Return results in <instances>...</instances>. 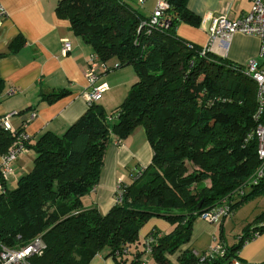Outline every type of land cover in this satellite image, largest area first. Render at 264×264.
<instances>
[{
    "label": "trees",
    "instance_id": "1",
    "mask_svg": "<svg viewBox=\"0 0 264 264\" xmlns=\"http://www.w3.org/2000/svg\"><path fill=\"white\" fill-rule=\"evenodd\" d=\"M165 1L171 24L149 33L132 0L57 1V16L101 61L115 59L110 69L133 66L137 79L118 106L106 110L97 100L60 136L48 131L32 144L24 142L34 159L14 188L0 194V246L17 248L42 238L45 247L29 264H90L97 255L115 264H171L168 256L176 264H231L251 231L264 232V223L244 227L236 243L226 245L219 231L214 243L226 253L202 261L208 249L186 246L199 212L226 201L229 218L240 204L264 194V176L251 181L262 163L253 133L257 84L242 64L209 50L201 54L202 47L177 38L178 21L197 24L198 17L187 0ZM22 43L19 36L10 48ZM5 88L0 77V93ZM138 126L153 152L148 166L136 180L134 172L130 184L118 185L121 202L107 212L85 209L82 197L98 184L112 137L122 140ZM12 139L0 127V154ZM152 218L170 229L153 225L143 233ZM254 221L264 222V211ZM151 233L156 241L145 258ZM117 249L128 255L115 257Z\"/></svg>",
    "mask_w": 264,
    "mask_h": 264
},
{
    "label": "crops",
    "instance_id": "2",
    "mask_svg": "<svg viewBox=\"0 0 264 264\" xmlns=\"http://www.w3.org/2000/svg\"><path fill=\"white\" fill-rule=\"evenodd\" d=\"M57 1L0 0L6 12L0 22V77L6 85L5 90L0 93V116L14 113L8 119L10 126L24 132L28 137V144L34 143L38 136L48 131L60 136L88 106L82 92L86 85L84 76L89 55L93 51L89 44L84 43L82 38L70 30L68 20L57 16ZM132 1L147 18L159 0ZM186 2L187 9L198 17V23L178 21L175 30L177 38L202 48L207 46L212 53L239 65L257 57L259 39L256 35L239 32L228 39L218 38L210 42L206 31L214 14L227 12L230 18L238 19L249 12L251 0ZM19 36L23 38V43L14 51L10 48V43ZM63 39L70 44V49L65 55L61 53ZM106 64L108 67L114 66L116 60L109 59ZM109 71L98 79L108 85V90L97 101L107 110L121 104L137 79L132 66ZM152 153L142 127H136L122 140L112 137V142L105 150L100 180L92 191L82 197L84 208L95 207L100 213L107 212L115 203L114 193L117 186L130 184L133 173L148 166ZM32 154L28 148L11 163L12 174L2 181L5 188L13 189L18 178L30 170L34 159ZM1 157L2 153L0 163ZM261 211H264V194L236 207L231 217L224 218L220 229V221L211 224L196 218L192 224L190 241L186 246H198L201 248L200 252L206 250L213 246L219 231H222L226 245H232L236 243L237 238L236 241L229 240L226 230H230L235 223H239L235 225L237 229L264 223L254 221ZM154 219L157 218L149 221L150 225L143 229V233L153 225L157 226L152 223ZM159 222L162 224L160 228L157 227L162 232L170 229L165 221ZM206 239L209 240L208 245L203 243ZM237 256L239 264L264 262V232L244 243ZM96 257L104 258L101 255ZM103 260L104 264H115L109 257ZM168 260L171 264H176L174 256H168Z\"/></svg>",
    "mask_w": 264,
    "mask_h": 264
},
{
    "label": "built area",
    "instance_id": "3",
    "mask_svg": "<svg viewBox=\"0 0 264 264\" xmlns=\"http://www.w3.org/2000/svg\"><path fill=\"white\" fill-rule=\"evenodd\" d=\"M168 7L169 4L165 0H159L152 14L145 20H142L140 26H144L148 33L154 29L164 31L169 28L172 16L166 11ZM5 16L6 12L0 3V22ZM206 31L208 37H210V42H214L218 38L228 39L234 33L239 32L247 35H256L259 39L257 57L249 59V61L243 65L242 69V72L257 84L255 95L256 112L254 114V119L258 121V124L253 133L257 145L256 155L262 163L256 169L253 179H251V181L256 184L259 178L264 176V0H251L249 12L243 14L238 19L230 18L227 12L214 14L209 21ZM62 45L61 53L65 55L70 49V44L67 40L63 39ZM201 50V54H204V52L208 50L207 46H204ZM89 56L85 76L87 80L90 81V86L93 87V89H84L82 92L86 105H91L93 102L99 100L102 94L108 90V85L106 83L97 84V79L110 69L106 62L101 61L95 53ZM13 114L14 113L0 116V127L7 130L8 133L13 136L11 146L1 157L0 173L2 180L0 181V194L5 191L2 181L6 180L8 176L12 174L13 170H11V163L19 154L25 153L28 149V146L24 144V142L28 140L25 133L21 130L17 132L16 129L10 126L8 119ZM141 172L142 169L136 170L134 180L141 176ZM121 199V189L117 186L114 193V201L115 203H119ZM225 202L226 201H223L222 204L220 203L217 206H213L211 209H205L199 212L197 218L212 224L224 219V217L230 216L231 210ZM259 235L258 231H251L248 240L254 239ZM155 241L156 236L152 233L148 235L144 242L145 258L150 255L152 251L151 244ZM44 247L45 242L40 237H35L29 241V244L17 248L0 246V264H29L28 260L30 256L39 254ZM225 253L226 250L222 245L213 243V246L208 248L203 255L200 254L201 257L199 260L202 261L204 257L210 258L214 256V254L223 256ZM120 255H122V257L123 255H128V251L126 249H117L114 256L119 257ZM232 262L234 264L240 263L237 259H233Z\"/></svg>",
    "mask_w": 264,
    "mask_h": 264
},
{
    "label": "rangeland",
    "instance_id": "4",
    "mask_svg": "<svg viewBox=\"0 0 264 264\" xmlns=\"http://www.w3.org/2000/svg\"><path fill=\"white\" fill-rule=\"evenodd\" d=\"M111 61H108V63H110ZM133 67V66H132ZM111 71H115V70H111ZM108 72V71H107ZM110 72V71H109ZM100 78V77H99ZM98 78V79H99ZM84 79L86 80V85H85V89H89V90H92L93 89V87H91L90 86V81L89 80H87V78L84 76ZM97 79V84H99V83H102V82H99V80ZM96 86V85H95ZM94 86V87H95ZM84 90V89H83ZM107 110V109H106ZM12 141H13V139H12ZM12 143V142H11ZM11 145V144H10ZM32 156H33V154H32ZM249 187H247V188H245V191H247V189H248ZM226 218H228V217H226ZM158 220V221H157ZM151 221V220H150ZM159 221H161V219L159 218V219H154V220H152V223H155V224H157V226L160 228V225L162 224V223H160ZM149 223V221L146 223V225L143 227V229L144 228H147L150 224H148ZM239 223H235V224H233L234 226H231L230 227V230H226V232H227V235H229L228 236V238H229V240H231V241H233V240H235L237 237H238V235L237 234H242L243 232H242V227L241 228H239V229H237V226H235V225H238ZM170 228V227H169ZM238 230H240V231H238ZM238 232H240V233H238ZM205 242H203V243H205V245H208L209 244V240H204ZM236 241V240H235ZM200 244V243H199ZM193 247H194V249L195 250H197L198 252H200V250H201V248H199L198 246H194L193 245ZM201 253V252H200ZM105 258V257H104ZM104 258H98V257H95V259L92 261V263L91 264H104ZM110 258V257H109ZM108 263H109V261H108ZM110 264V263H109ZM147 264H155L154 263V261H152V260H148V263Z\"/></svg>",
    "mask_w": 264,
    "mask_h": 264
},
{
    "label": "water",
    "instance_id": "5",
    "mask_svg": "<svg viewBox=\"0 0 264 264\" xmlns=\"http://www.w3.org/2000/svg\"><path fill=\"white\" fill-rule=\"evenodd\" d=\"M202 204V201H199V203L197 204V208H199Z\"/></svg>",
    "mask_w": 264,
    "mask_h": 264
}]
</instances>
